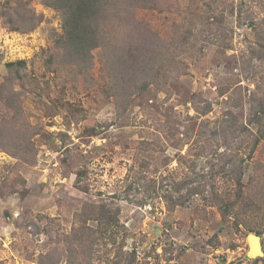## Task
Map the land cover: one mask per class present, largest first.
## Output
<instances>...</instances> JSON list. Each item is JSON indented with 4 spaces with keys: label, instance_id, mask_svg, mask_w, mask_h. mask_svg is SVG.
Wrapping results in <instances>:
<instances>
[{
    "label": "rangeland",
    "instance_id": "1",
    "mask_svg": "<svg viewBox=\"0 0 264 264\" xmlns=\"http://www.w3.org/2000/svg\"><path fill=\"white\" fill-rule=\"evenodd\" d=\"M187 2L158 0L120 23L125 37L145 25L173 56L168 64L156 51L129 80L105 67L100 48L88 67L65 66L59 12L0 0V264H112L108 239L98 237L90 257L79 253L82 203L117 210L116 244L135 253L131 264H264L259 196L235 219L209 198V182L235 186L233 163L249 191L264 186V139L246 155L264 130V0H202L210 11L199 4L201 24ZM15 10L25 14L13 23L6 14ZM20 59L23 68H6ZM188 177L199 192L174 193L172 181ZM250 229L261 232V256L254 236L247 255Z\"/></svg>",
    "mask_w": 264,
    "mask_h": 264
},
{
    "label": "trees",
    "instance_id": "2",
    "mask_svg": "<svg viewBox=\"0 0 264 264\" xmlns=\"http://www.w3.org/2000/svg\"><path fill=\"white\" fill-rule=\"evenodd\" d=\"M44 5L51 7L59 12L61 16V29L62 34L56 40V54L61 56V63L68 65H75L79 68L88 67L91 62V52L95 48H100L103 52L105 67L108 69L110 66L122 67L125 76L129 80L137 76H141L145 73V66L147 63L153 62L156 58L154 53L159 51L164 60L168 64L173 63V56L163 51H166L164 43L155 35V40L152 39V34L147 29V27L141 24L134 26L133 36L125 37L126 34H122L123 28L120 23L123 21L130 22L135 20L133 18L134 9L136 8H154L157 5L158 0H41ZM161 2V0H159ZM163 1V0H162ZM203 4L207 6L210 11V6L207 3H203L202 0H189L187 6L191 12L195 15L197 23L201 24L204 19V15L200 10V5ZM25 13L27 11L23 9ZM203 11V10H202ZM23 11L15 10L13 12L7 13L6 16L14 22L25 14ZM201 12V13H200ZM204 12V11H203ZM209 16H207L208 18ZM262 24H264V13L262 15ZM10 20V24L11 21ZM134 22V21H133ZM205 27H200L198 29L199 35L205 37L206 31ZM210 24V23H209ZM194 28L195 25H193ZM143 30V34L141 33ZM147 30V31H146ZM262 32L258 33L259 38L264 40V26L260 30ZM119 35V38L116 37ZM135 36V37H134ZM124 37L126 39H124ZM126 40V41H124ZM205 40H207L205 38ZM151 44L152 46H148ZM168 50V49H167ZM47 62V61H46ZM25 60L20 59L16 61L6 62V68H23L25 66ZM174 65V63H173ZM264 105H262V110ZM209 111V108H204L196 114L201 115ZM260 126L264 128L263 120L261 118H256ZM264 139V130L260 131V134L255 135L254 141L249 144V150L246 153L249 158L251 153H253L255 144ZM203 145H198V150L195 152V156H202L201 152L205 150ZM195 163L194 161H192ZM232 178L233 188H227L225 190H218L216 183H210V199L212 203L217 206L219 212L222 216H233L239 218L240 211H245L246 208L252 205V197L257 194L258 200L264 204V186L260 189L259 185H254L257 187L255 191H249L247 187L250 182L243 183L242 179V168L241 165L232 164ZM223 167L219 166L215 173L210 175L213 177L216 174L222 173ZM202 176V175H201ZM264 179V178H263ZM184 181H172L174 185L172 191L174 193L180 194L181 188L186 186V190L190 193L189 195H194L199 192V189L193 184V178H183ZM256 196V197H257ZM181 202V201H180ZM182 203V202H181ZM240 207L233 215H230L235 206ZM261 213L257 211V214ZM78 226L73 235L75 239L78 240L79 253L84 259V256L88 255L90 257L94 246L98 240V237L111 243V248L108 250L113 253L111 256L112 264H131L133 263L135 253L123 251L124 240L117 245V236L120 233L119 228H123L118 220V213L116 209L107 208L104 205H96L92 203H82L80 210L78 211ZM264 218V213H262ZM241 220V219H240ZM85 221H90L91 226H86ZM243 222V221H242ZM239 221L236 225H239ZM253 231L254 234L260 235L261 232L258 230ZM91 237V245L90 238ZM126 237L123 233L122 239ZM121 239V240H122ZM117 245V246H116ZM117 251H115V249ZM95 250V249H94ZM106 253V252H105ZM108 257L110 255L108 254Z\"/></svg>",
    "mask_w": 264,
    "mask_h": 264
},
{
    "label": "water",
    "instance_id": "3",
    "mask_svg": "<svg viewBox=\"0 0 264 264\" xmlns=\"http://www.w3.org/2000/svg\"><path fill=\"white\" fill-rule=\"evenodd\" d=\"M250 236H254V237H258V235L254 234V233H249L247 235V243H248V249H247V255L250 257L251 255H253V252H251V249H252V246H251V243H250V240H249V237ZM259 252H258V255L257 256H254V257H258V256H261L262 255V246H261V242H260V239H259V245L258 247L256 248ZM251 252V253H250Z\"/></svg>",
    "mask_w": 264,
    "mask_h": 264
},
{
    "label": "bare ground",
    "instance_id": "4",
    "mask_svg": "<svg viewBox=\"0 0 264 264\" xmlns=\"http://www.w3.org/2000/svg\"><path fill=\"white\" fill-rule=\"evenodd\" d=\"M251 239V238H250Z\"/></svg>",
    "mask_w": 264,
    "mask_h": 264
}]
</instances>
